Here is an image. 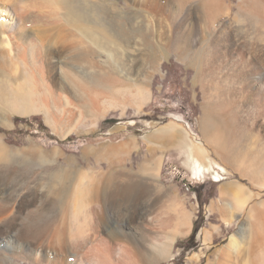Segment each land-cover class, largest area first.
Instances as JSON below:
<instances>
[{
    "label": "bare ground",
    "instance_id": "1",
    "mask_svg": "<svg viewBox=\"0 0 264 264\" xmlns=\"http://www.w3.org/2000/svg\"><path fill=\"white\" fill-rule=\"evenodd\" d=\"M222 1L0 0V114L3 113L6 117L0 121V125L11 127V116H24L41 111L56 128L67 124L69 127L65 134H69L72 131H77L78 125L84 118L96 119L110 109L103 105L104 109H100L102 106L99 105L100 107L96 106L99 109L94 107L97 109V112L96 110L94 112L93 109H90L92 105L91 107L84 105L86 100L92 101L94 106L97 105L96 101L104 99L105 101L110 100L111 103L117 94V100L120 101L118 98L123 97L124 108L129 105L139 109L149 94L147 86L152 71L157 69L163 59L173 54L186 65L192 68L196 67L198 70L196 79L200 82L203 80L201 73L203 69L212 71L211 78L209 80L206 78L204 81L206 104L202 117L203 121L210 120L211 124L209 123V130L203 132L205 141L201 142L198 148H191L193 158L196 157V170H200L201 173L210 172L212 167L209 163L211 153L209 148L224 149L235 170L243 178H247L253 187L262 186L263 188L264 0L239 1L235 18L221 23L219 15L225 14L223 16L226 19L227 16L229 17L228 9H230V5H224V0ZM234 23L247 24L248 27L250 24L253 29L258 31L256 43L252 44L250 49L247 48L249 51L245 50L244 38L246 36L233 37L231 35ZM215 33L218 34L215 35ZM250 37H252L251 34L249 36L251 40ZM246 39L248 41V38ZM206 46L209 51L204 54L205 50L202 52V47L206 49ZM102 51L122 53L123 70H125L124 74L120 75L122 80L113 78V75L108 78L111 75L104 71L105 73H102L106 79L99 78V82L96 83L97 79L91 75V72L95 71L96 64L98 65L94 54ZM108 58L100 62L105 68L106 66L110 68L112 64L110 62L109 66ZM80 65L89 71L88 75L84 73L86 75L84 80L77 75L78 69L81 68ZM229 66H232L233 72L225 76L221 75L219 69ZM114 74L117 77L115 72ZM100 76L102 75L99 74ZM97 85L102 90L98 96L103 99H96L98 90L94 89ZM93 91L96 92L94 93V96H97L94 97L95 99L90 97L91 100L84 99V104L83 100L79 101L81 100L80 94L91 96ZM121 95L123 96L121 97ZM107 102L104 103L107 104ZM119 103L121 106L123 105L121 102ZM118 107L120 106L118 105ZM171 116L174 119H180L175 115ZM259 118L263 119L262 122L259 121ZM230 125L239 129L237 135H241L242 138H238L237 135L233 137L232 133L233 131L235 133L237 129L231 131ZM230 132H232V137L229 136ZM236 136L238 139L235 138ZM160 137L161 135L157 136V138ZM232 138L237 139L236 142L239 143L237 144L239 146L230 143ZM123 146L120 149L113 147L114 153L121 150ZM107 148L109 150L112 146ZM108 152L113 151L109 150ZM100 153H103L102 150ZM81 169L78 163L68 166L60 165L54 156H50L41 149L37 151L36 149L34 151L32 149H17L15 151L3 145L0 138V188L8 196L5 202L7 203L15 196L11 197L13 192L21 191L23 193L25 191L26 193V201L23 199L17 202L15 212L11 211L7 205H0V240L4 238L0 242V264H14L10 256H14L18 252L19 243H15L12 239L6 240L5 235L13 236L12 229L16 226V221L22 218L21 209L24 204L36 207V209H32L31 219L26 223L24 231L18 234L20 238L27 236L34 242L24 245L29 254L22 255L21 260L27 261L28 264H37L42 252L48 251L51 246L55 250L53 252L54 259L47 261V264H66L62 255L79 257L84 247L99 245L100 241H96L95 237H90V235L82 244L80 242L71 243L69 249L65 227H68L67 223L72 226L71 223L77 219H75L76 216L72 215L71 218L69 215L68 220V213L73 211L75 215L80 212L78 210L88 209L87 212L92 219L89 222L94 231H97L100 225L108 224L111 207L110 195H112L110 187L115 185L116 179L110 177L111 175L106 176L103 170L98 171L94 167L89 168L96 174L93 177H91L92 175L89 177ZM222 169L226 171V169ZM159 170L160 166L154 172V177L151 176L154 179L150 180V183L145 182L146 178H138L128 183L137 193L141 192L142 187L145 188L144 186L149 184L152 192L157 191V194H160V197L152 205L154 211H161L155 215V222H159L156 227L162 229L167 223L169 226L165 227L166 231L164 230L162 235L160 229V233L156 232L158 236L155 231L149 235L147 233L146 236L152 238L151 240L156 239L157 242L165 240L158 242L160 249L157 251L158 255L165 257L171 251L176 238L186 233L190 228L191 222L190 213L184 208L183 203L182 206L179 201L172 198L168 189L162 191L164 188L158 180ZM212 174L216 181L221 180L218 173L212 172ZM97 175L102 177L98 185L94 182ZM119 181L123 183L121 179ZM120 187L126 189L129 186L124 184ZM247 189L240 182L223 185L221 188L224 195L234 194V202L228 204L232 211L231 220L236 216L239 217L247 203L253 198L254 192L249 189L247 192ZM0 204L2 203L0 202ZM153 218L150 220L153 221ZM7 219L9 225H5L6 221L4 224L1 223ZM81 221L84 222V220ZM85 221L86 224L82 222L81 225L87 226V228L91 226V224L87 225V219ZM74 224L72 229L75 227ZM84 226L79 232L86 231L87 228ZM146 226L148 227V224ZM167 229H169L168 232ZM89 230H91L90 227ZM240 235H232L227 246L230 253L222 255L214 264L264 263L260 257H257L259 255L257 252L260 249L264 254V237L255 236L247 226L241 227ZM244 238L249 240V245L245 253L241 254L239 242ZM106 244L108 246L110 243ZM121 249L122 247L119 250V255L122 254ZM106 250L108 251V249ZM100 251L101 249H99ZM47 253H44V256L48 257ZM85 253L87 254V251Z\"/></svg>",
    "mask_w": 264,
    "mask_h": 264
},
{
    "label": "rangeland",
    "instance_id": "2",
    "mask_svg": "<svg viewBox=\"0 0 264 264\" xmlns=\"http://www.w3.org/2000/svg\"><path fill=\"white\" fill-rule=\"evenodd\" d=\"M239 1L241 0H224V5H230V9L227 8L228 6L226 7L229 10V17L227 16L225 19V14H223L224 16L220 14L219 19H221L219 22L223 23L235 18L237 15L236 12H238L237 6ZM246 25L247 24L241 25V23H234L231 35L233 37L244 35L249 41V36L251 34L252 37H250L251 40L249 42L244 38V44L246 43L245 50L249 51L248 49L251 48L250 46L256 43L258 31L253 29L250 24H248L249 27ZM250 31L251 33H249ZM216 34L218 33H215V35ZM207 48L208 47L206 46V49ZM206 49L202 47V52L204 50L207 51H204V54L209 51ZM94 58H96L95 60L98 65L96 64V67L94 68L95 71L91 72V75L97 79L96 83L99 82V78L102 80L106 79L103 77L105 72H107L108 75H111L110 77L108 76V78H111L113 75V78L116 79H119L121 73L124 74L125 72V70H123V56L121 52H96ZM107 58L109 66L112 63L110 66L111 69L108 66H106V69L105 66H102L100 63L101 60H107ZM120 59L121 61H119ZM80 67L77 75L84 80L85 76L89 74V71L85 69L83 65H80ZM102 67H104V70ZM97 68L99 69L97 70ZM219 72L224 76L232 73V66L220 68ZM84 73H86V75ZM201 73L203 75L202 82L196 79V75H198L196 67L192 68L180 61L176 55L170 54L159 63L156 70L152 71V76L149 85L147 86L149 94H147L139 109L129 105L124 108L125 101L122 99L123 95H121L122 98H118L120 99L119 101L116 99L118 94L116 97L114 96L115 101L112 100L111 103L109 102L110 100H107V102L104 99L99 101L103 104H100L98 101H96L97 105L95 104V106L92 104V101H89V104L86 99L91 100L90 98L96 96H94V93H96L95 91L98 90L97 96L99 95V92L102 91L97 85L91 96L86 94L83 96V94H80L81 100L79 101L83 100V103L86 100L88 103L85 101V104H83L85 106L87 105V107H91L92 105L93 108L91 107L90 109H93L94 112L95 110L97 112L96 108L100 107L99 105H103L110 109L96 119L91 117L84 118L82 123H80L81 121L79 122L80 124L78 125L79 127L77 131L75 130L69 134H65L69 127L67 124H62V126L56 128L50 121H48L45 113L41 111L24 116H11V127L0 125L1 142L8 148L15 151H17V149H32V151H34V149H36V151L41 149L50 156H54L57 163L60 165L68 166L78 163L82 168V172L86 173L89 177L91 175V177L96 175L91 169H89L90 167H94L98 171L103 170L106 176L111 175L110 177L116 179L115 185L110 187L112 195H110L111 207L108 224L100 225L99 229L94 231V228L90 223L92 219L87 212L88 209L78 210L80 212L77 213H79L78 215L80 216L76 215L77 213L74 215L73 211H70V214L68 213V220L69 215L71 218L73 215V217H77H75V219H79L78 221L73 219L75 222L73 221V223H71L72 226L68 223L66 224L68 227H65V234L68 247L77 242L82 244L84 240L89 238L87 236L90 235V237L93 236L96 241L98 240L100 242H98L99 245L84 247L82 252H80L81 254H79L81 256H79L80 258L78 256L72 257V255L67 254L65 256L62 255L66 264H95L96 262H98V264H214L222 255L230 253L227 246L232 235L235 234L241 236V227L247 226L255 236L258 235L259 237H264V186L263 188L262 186L259 188L253 187L252 183L247 178H243L240 173L235 170L234 165L228 159L227 152L224 149L213 150L212 148H209L211 151L209 158V163L212 167L211 171L219 174L220 181L214 179L211 171L201 173L200 170H196V157L195 159L193 158L194 156L191 152V148H198L200 143L205 141L203 132L209 130L208 128L211 124L210 120L203 121L202 117L204 112L203 108L206 104L204 98V81L206 78V80L211 78L212 71L203 69ZM99 74L102 76L99 77ZM107 74H105V76ZM120 80L122 79L120 78ZM99 96L96 99L99 100L101 98H99ZM118 101L123 105L121 106ZM104 102H107L108 106ZM79 103L82 105L81 102ZM113 103L115 104L112 105ZM117 103L120 107H118ZM103 106L102 108L100 107V109H104ZM94 107L96 108L94 109ZM171 115H175L180 119H174ZM3 119H6V117L2 113L0 114V121ZM260 120L262 122L263 119L259 118V121ZM232 126L233 125H230L231 131L235 128L237 130H235V133L234 131L233 133L230 132L229 136H231L232 133L234 137L238 134L239 129L236 126ZM156 134L157 136L161 135V137L157 138ZM237 136L238 138H242L240 137L241 135ZM237 136L235 138H237ZM235 138H232V141ZM237 139L233 142L230 141V143H235L236 146H239L237 145L239 143L236 142ZM111 146L112 148L109 150H112L113 152H108L109 150H107V147L110 148ZM121 146H123L124 149L122 148L121 150H118L117 153H114V149H120ZM101 150L103 153H100ZM159 166L160 177L158 180L164 188L162 191L168 189L172 198L179 201L181 205L183 203L184 208L190 213L189 217L191 222L190 228L186 233L179 235L176 238L174 245L169 252L170 254L168 253L165 257L158 255L159 253L157 252L160 249L158 242H161L163 239L157 242L156 239L151 240L152 238L150 239L146 236L147 233L149 235V233L153 231H155V234L156 232L157 234L160 233L161 228L158 226L156 227V224L159 222H155V215L158 212L161 213V211L157 210L156 212L152 208L154 201L160 197V194L158 195L157 191L152 192L149 184H146L147 187L144 186L145 188L142 187L143 190L140 189L141 192L139 193L135 192L134 188L129 185L131 181H135L138 178H146L145 182L147 181L150 183V180L152 181L154 179L153 174ZM222 168L226 169L228 172L223 171ZM96 178L97 179L94 178V182L98 185L101 182L102 177L97 175ZM119 179H121L123 183H120ZM236 182H240L249 190H252L254 196L247 203L243 213L239 214V217L236 216L231 220L230 217L232 211L229 209L228 204L234 202V194L227 193L224 195L221 188L223 185H233ZM124 184L131 188L128 187L123 189V187H120V185ZM248 189L247 192H249ZM12 196L13 198H11ZM0 197H2L0 198V202L2 203L0 205H7L11 211L15 212L17 202L25 199L26 193L25 191H23V193L21 191L13 192L10 197L11 200L6 203V197L8 196L4 193L2 188H0ZM23 201H26V199ZM158 208H160V206H158ZM32 209L34 210L36 207L24 204L21 209L22 218L16 221V226L12 229L14 233H12L13 236L5 235V237H7L5 238L6 240L12 239L15 243H19L18 245L20 249L18 252L15 253L14 256H10V259H12L14 264H28L27 261L21 260L22 255L27 256L29 254L24 245L32 244L34 242L33 240L31 241L30 237L22 236L23 238H20L18 234H20L21 231H24V227L27 226L26 223L31 219L30 215H32ZM234 214L235 212L233 211V215ZM150 218H153V221L150 220ZM85 219H87L88 226L91 224L92 227L89 226L91 230H89V227L87 228V226L85 227L84 225H81L83 222L81 220H84L83 223H85ZM4 222L5 225H9L8 219L3 220L1 223L4 224ZM73 224L75 227L72 229ZM147 224L148 227L146 226ZM167 225L169 226L167 223L165 227H168ZM83 226L87 228L85 229L86 231L83 230L82 232H79L83 229ZM165 227H162L163 230L161 229V235L164 234V230L166 231ZM195 228L197 229V234L196 236L191 237ZM168 231L169 229H167V232ZM71 232L73 233L71 234ZM94 234H97V237ZM70 236L71 238H69ZM2 239L0 242L3 241ZM100 239L102 240V243ZM106 243L110 244L107 246ZM156 243H158L157 246ZM239 243L241 245V254H244L249 245V240H245V238L240 239ZM100 244L104 247H101ZM121 247L122 254L119 255ZM91 248L93 249L91 250ZM98 248L101 249L100 252ZM105 248L108 249V251ZM51 249L42 252V256H39L37 264H47V261H53V252H55V250H53V246H51ZM84 250L85 252L87 251V254ZM46 252H48V257L44 256V253ZM257 253L259 254H257V257H260L264 262V254H262L261 249ZM96 255L97 257H95ZM98 259L101 260L99 261Z\"/></svg>",
    "mask_w": 264,
    "mask_h": 264
},
{
    "label": "trees",
    "instance_id": "3",
    "mask_svg": "<svg viewBox=\"0 0 264 264\" xmlns=\"http://www.w3.org/2000/svg\"><path fill=\"white\" fill-rule=\"evenodd\" d=\"M196 234H197V229L195 228V229L193 230V233H192V236H191V237L196 236Z\"/></svg>",
    "mask_w": 264,
    "mask_h": 264
}]
</instances>
